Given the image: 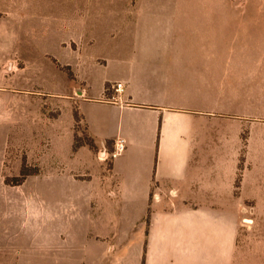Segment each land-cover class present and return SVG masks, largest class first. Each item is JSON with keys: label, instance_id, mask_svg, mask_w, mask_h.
I'll list each match as a JSON object with an SVG mask.
<instances>
[{"label": "rangeland", "instance_id": "obj_1", "mask_svg": "<svg viewBox=\"0 0 264 264\" xmlns=\"http://www.w3.org/2000/svg\"><path fill=\"white\" fill-rule=\"evenodd\" d=\"M140 3L231 11L228 27L225 12L223 20L189 12L177 23L182 39L201 27L239 41L213 50L222 59L191 43L182 54H207L189 64L213 73L224 72L230 54L229 74L214 84V106L205 110L223 118L213 131L231 150L227 207L237 231L229 264H264V0H0V86L20 94L6 99L0 133V264H135L134 250L121 262L115 238L93 229L94 216L107 211L94 187L112 181L113 154L73 111L78 89L101 88L136 57L117 44L112 26L125 6ZM242 20L244 28H235Z\"/></svg>", "mask_w": 264, "mask_h": 264}, {"label": "crops", "instance_id": "obj_2", "mask_svg": "<svg viewBox=\"0 0 264 264\" xmlns=\"http://www.w3.org/2000/svg\"><path fill=\"white\" fill-rule=\"evenodd\" d=\"M124 8L125 17L115 18L112 28L118 30L117 44L125 43L136 57L101 88L77 90L79 121L87 133L101 144L110 140L112 151L124 144L111 160L112 181L94 187L93 198L107 211L94 216L93 229L115 238L111 249L124 255L121 262L134 250L135 264H229L237 231V216L227 207L231 150L226 136L213 131V121L223 118L205 110L214 106V84L229 74L230 54L224 72L213 73L189 64L207 54L183 55L182 45L206 46L210 58L218 59L219 45L229 51L239 41L228 43L227 30L201 27L182 39L177 19L201 12L223 20L226 13L227 23L231 11L156 3ZM243 25L236 22L235 28ZM109 81L124 83L112 100L105 99L103 87ZM9 95L20 94L0 86L1 134Z\"/></svg>", "mask_w": 264, "mask_h": 264}, {"label": "built area", "instance_id": "obj_3", "mask_svg": "<svg viewBox=\"0 0 264 264\" xmlns=\"http://www.w3.org/2000/svg\"><path fill=\"white\" fill-rule=\"evenodd\" d=\"M124 89V83L121 81H112L110 82L109 86L105 88L106 96L105 99L112 100L115 98L116 94L119 93ZM124 148L123 142L118 145V148H115L112 151L113 156L119 151ZM107 154V153H106Z\"/></svg>", "mask_w": 264, "mask_h": 264}, {"label": "trees", "instance_id": "obj_4", "mask_svg": "<svg viewBox=\"0 0 264 264\" xmlns=\"http://www.w3.org/2000/svg\"><path fill=\"white\" fill-rule=\"evenodd\" d=\"M73 117H74V119L75 120H77L78 119V112L77 111H73ZM106 142L107 143H110V140H106ZM85 145H88L89 147H93V144L90 142H85L84 143ZM84 144H81V145H84ZM76 146H74V148H75ZM109 151H112V149H111V147H110V149H109ZM25 175V174H24ZM24 175L22 174V178L24 177ZM148 215H149V213H148Z\"/></svg>", "mask_w": 264, "mask_h": 264}]
</instances>
